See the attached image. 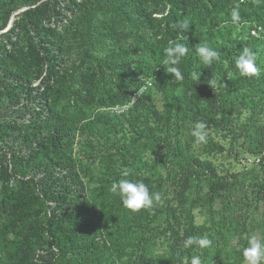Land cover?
I'll return each instance as SVG.
<instances>
[{"label":"trees","instance_id":"obj_1","mask_svg":"<svg viewBox=\"0 0 264 264\" xmlns=\"http://www.w3.org/2000/svg\"><path fill=\"white\" fill-rule=\"evenodd\" d=\"M237 5L240 21L233 23L231 12ZM12 16V26L0 33V62L13 76L9 84L0 81L2 263L82 264L75 256L78 250L74 244L79 238L92 245L104 232L100 207L108 214V222L118 217L117 240L129 244L126 240L133 239V249L140 251L135 264H184L185 257L191 264L195 255L205 258L210 245L201 248L187 243L189 237L212 240L211 233L196 224L193 209L201 201L212 206L218 197L227 196V181L208 161L195 155H187L192 169L153 171L147 154L162 145L165 160H182L187 139L175 136V145L165 141L146 113L136 107L144 104L145 91L134 98L147 79L170 97L177 90L191 95L212 89L213 104L219 106L225 122L239 105L264 111V35L250 32L257 25L264 27V0H0V30L8 27ZM184 20L189 22L187 29L179 26ZM175 43L188 49L175 65L181 79L167 73L164 64V49ZM200 44L217 51L219 59L204 64L196 51ZM245 46L256 53L258 76H243L236 66ZM231 71L234 77L227 79L226 73ZM192 72L199 74V82L192 79ZM41 75L40 84L32 87V81ZM21 95L30 102L26 126L8 119V108L18 103ZM128 103L132 107L125 115L137 112L129 119L137 125V136L118 143L108 141L104 146V135H117L118 122L126 116L102 108ZM174 113L173 106L154 110L155 122H162L167 134ZM79 137L86 139L85 146L93 151L88 155L91 162L97 160L96 148L102 145V158L106 153L115 155L127 168V179L142 181L151 193H160L161 200L151 208L129 209L123 214L128 208L110 191V176L116 175L117 182L125 178L121 175L124 171L114 172L110 164L100 176L91 172L83 176L84 159L74 151ZM261 146L264 151V142ZM84 177L102 184L101 189L92 188L93 202L86 195L89 186ZM203 180L209 182L208 191L201 195L194 188ZM96 198L101 200L98 204ZM105 201L110 207L103 210ZM161 216L162 221L156 223ZM90 222L97 227H93L97 231L93 241L74 229L81 231ZM135 228L141 230L139 237ZM160 234L169 241V257L149 262L145 252ZM10 235L18 240L13 251H3L2 240ZM221 235L226 240L222 229ZM226 250L225 243L216 248L219 257ZM242 250L238 254L244 259Z\"/></svg>","mask_w":264,"mask_h":264},{"label":"rangeland","instance_id":"obj_2","mask_svg":"<svg viewBox=\"0 0 264 264\" xmlns=\"http://www.w3.org/2000/svg\"><path fill=\"white\" fill-rule=\"evenodd\" d=\"M14 19L15 16H12L9 23L11 26ZM7 29L8 27L0 30V33ZM234 31L235 34L238 32ZM262 40H264V37H262ZM262 53L264 54V41L261 45ZM6 67L5 63L0 62V81L9 84L13 81V76L11 72H7ZM233 75L232 71L228 72L226 73V78L230 79L234 77ZM42 78L43 75L33 80L32 87L38 86ZM141 88L145 91L144 104L136 107L142 112L144 111V115L146 113L151 121V126L158 131L165 141H170L173 145L177 144L173 139L175 136H183V139H187V141H183L186 150L182 160L175 161L172 158L165 160L166 157L162 145L159 146L156 152L147 154V162L154 167L153 171L164 173L168 168L171 173H175L186 167L192 169L187 155H195L204 161H208L215 168L218 176L225 177L229 186L225 194L227 196L218 197L212 206L201 201L193 209L196 224L206 233H211L212 235L207 256L205 258L198 256L201 264H246V261L239 256L238 252L248 243V237L257 235L264 239V151H262L261 146L264 142V111L257 107L239 105L237 109L233 110L232 114L230 113V117L225 122L221 109L213 104L212 94L214 92L212 89L205 94L196 90L197 92L193 93H197V96L193 93L188 95L182 90H177L170 97L154 86L152 80L147 79H145V84ZM144 91L140 92V94L144 93ZM137 92L134 99L138 97ZM26 98L25 95H21V99L20 97L18 99L19 102L13 104L7 110L8 119L17 122L18 126H26L30 123L28 107L30 102ZM175 100L177 104L174 103ZM172 106L175 113L169 123V125H172V129L167 134L166 128H162L163 123L155 122L154 110H166ZM131 107L132 103H128L104 107L102 110L106 113L122 116L127 114ZM136 113L135 111L133 114L125 115L126 120L118 122V134L106 133L101 143L106 146L108 141L118 143L117 141L119 140H130L136 137L137 125L131 124L132 122L129 120ZM198 121H202L206 125L208 134L206 143L197 144L195 138L191 135L192 129ZM76 141L77 144L74 149L76 157L80 156L84 159V166L81 170L83 176L89 172L93 176H100L101 172L108 171L107 165L110 164L114 165L111 167L114 168V172L127 171V168L124 169L122 167L121 162L115 155L106 153L105 158H102L101 154L105 150L102 145L96 148L97 160L94 163L91 162L88 155L93 153V151L85 146L86 139L79 137ZM94 156L95 154H93ZM110 177L113 182L116 180V175H111ZM84 180L87 181L89 186V191H87L86 195L93 202L95 193H91V190L93 187L101 189L102 184L95 183L94 179L89 181L88 178L84 177ZM208 183L207 180H203L199 186L194 188V192L201 193V195L205 194L208 191ZM102 191L105 192V189L103 188ZM100 201V198H96L97 204ZM109 207V202L105 201L103 210ZM100 213L98 215L102 217L101 229L104 232L96 240L93 241L92 239V236L96 235L97 232L93 229V227L95 228V223L90 222L80 229L81 231H77L76 226H74L76 233L83 232L85 235L88 234L91 237L90 241L94 243L90 245L92 242L85 243L78 238L74 244V248L78 250L75 256L81 259L82 264H135L139 260L137 256L140 251L133 249L131 245L133 239L131 241L126 240L129 244H122V240L119 241L115 238V234L118 235L116 232L117 228H121L117 223L118 217H116L117 220L114 219V221L110 220L108 222V214L102 213L101 207ZM122 213L128 214L129 209H124ZM126 216L128 217V215ZM162 219L163 216L157 219L156 223L161 222ZM135 229H137L135 235L139 237L141 230L139 228ZM221 229L225 233L226 240L221 235ZM142 232L145 234V231ZM17 240L12 235L7 239H3L4 246L2 250L9 251L14 249V243ZM168 243V239L163 234L155 237L145 252L146 260L153 263L167 260L170 254ZM224 243L227 250L223 251L222 256L219 257L216 248L222 247ZM72 253L73 251L70 252V256L73 255ZM2 262L0 260V264H3ZM183 263L187 264L186 257Z\"/></svg>","mask_w":264,"mask_h":264},{"label":"clouds","instance_id":"obj_3","mask_svg":"<svg viewBox=\"0 0 264 264\" xmlns=\"http://www.w3.org/2000/svg\"><path fill=\"white\" fill-rule=\"evenodd\" d=\"M238 8L239 5L231 12L233 23H239L240 21ZM179 26L187 29L189 27V22L184 20ZM187 51V47L181 43L170 44L164 49L166 56L164 64L168 66L166 69L167 73L174 74L177 79L182 78L178 67H175V65L180 63L181 58L187 54ZM196 51L204 64L211 65L213 59H219V53L208 47L207 44L198 45ZM236 66L243 76L253 77L259 75V69L256 66V53L247 46L243 48L236 59ZM191 76L193 80L199 82L200 76L197 72H192ZM209 84H214V81L211 79ZM143 91L144 89L141 88L140 91L137 92V95L139 96L140 92ZM191 135L195 138L197 144L206 143L208 134L205 123L202 121L196 122ZM121 175L125 178L113 182L110 191L121 199L124 207L132 211H139L141 209L151 208L154 203L161 200L160 193H151L148 186L142 181L127 179L126 177L129 176L127 171L122 172ZM187 243L189 245L197 243L201 248H204L209 246L211 241L207 237H189ZM242 251L246 264H264V239H261L257 235H251L248 237V246L243 248ZM191 264H201L200 258L198 256H193Z\"/></svg>","mask_w":264,"mask_h":264},{"label":"built area","instance_id":"obj_4","mask_svg":"<svg viewBox=\"0 0 264 264\" xmlns=\"http://www.w3.org/2000/svg\"><path fill=\"white\" fill-rule=\"evenodd\" d=\"M250 32H251L252 35H255V36L264 35V27L262 25H257L255 27H253L250 30Z\"/></svg>","mask_w":264,"mask_h":264},{"label":"water","instance_id":"obj_5","mask_svg":"<svg viewBox=\"0 0 264 264\" xmlns=\"http://www.w3.org/2000/svg\"><path fill=\"white\" fill-rule=\"evenodd\" d=\"M11 24L8 25V28H10Z\"/></svg>","mask_w":264,"mask_h":264}]
</instances>
